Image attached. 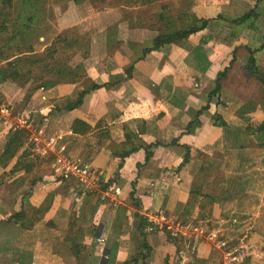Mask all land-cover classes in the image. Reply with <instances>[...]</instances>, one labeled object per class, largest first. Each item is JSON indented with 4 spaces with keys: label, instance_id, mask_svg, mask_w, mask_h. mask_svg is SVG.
<instances>
[{
    "label": "crops",
    "instance_id": "0c3cea01",
    "mask_svg": "<svg viewBox=\"0 0 264 264\" xmlns=\"http://www.w3.org/2000/svg\"><path fill=\"white\" fill-rule=\"evenodd\" d=\"M250 9L258 15L257 28L224 43L219 28H232L231 21ZM191 12L212 22L178 44L147 54L136 62L130 79L110 89L90 90L93 84L107 83L110 73H121L138 58L141 46L132 51L124 46L107 59L104 55L100 63L91 60L93 71L76 83L32 91L31 107L20 116L8 112L4 118L0 111L6 126L0 131V155L8 133L21 124L19 128L30 133V152L50 159V172L32 187L27 202L38 208L53 194L50 208L31 229L0 225V264H123L131 258L137 259L134 264H222L216 242H228L229 235L218 233L221 229L230 232L223 224L233 216L246 223L242 234L252 247L242 264H264V224L258 220L264 208V147L255 141L256 136H264V130H257L264 123V84L243 71L249 56L244 47L255 51L256 64L264 70V0H191ZM138 30L150 39L146 29H130L125 22L120 23L117 38L131 42L126 37L131 31L134 37ZM226 68L219 93L210 97L217 73ZM83 91L86 95L80 107L72 111L55 108ZM5 98L9 103L13 100L7 94ZM76 119L89 125L90 131L72 132ZM190 121L199 125L186 133ZM125 130L146 145L159 143L147 163L144 150L139 149L118 168L120 160L112 155L120 150ZM186 151L189 159L178 169ZM54 156L86 167L88 184L65 176L55 166ZM15 162L16 158L5 168L0 166V176ZM22 165L32 169L29 160ZM27 175L21 168L4 177L0 221L22 208ZM72 180L89 191L80 192ZM191 191L194 201L186 208ZM131 192L140 204L138 209L129 199ZM204 196L209 203H204ZM88 197H97L93 213L95 203L85 206ZM160 211L166 223L155 225L147 235L149 250H145L140 247L133 215ZM205 215L207 219L202 220ZM195 228L203 232L190 237ZM110 248H115L111 263Z\"/></svg>",
    "mask_w": 264,
    "mask_h": 264
},
{
    "label": "trees",
    "instance_id": "16d2710c",
    "mask_svg": "<svg viewBox=\"0 0 264 264\" xmlns=\"http://www.w3.org/2000/svg\"><path fill=\"white\" fill-rule=\"evenodd\" d=\"M21 2V6L30 7L32 11L36 10V5L40 0H19ZM74 4L82 3L83 0H72ZM89 7L93 9L97 4L105 3L108 0H86ZM116 3L113 5H109L108 7H104L103 9L109 8L110 10L115 9L119 15L118 20L116 22H127L129 28H133L138 26V28L146 29L151 37L149 39V45L142 46L138 44H134L133 42H122L117 38V28L115 25H111L108 27V23H103V25L96 29L94 28L91 32L94 34L92 39V44L90 47L94 49H100L101 54L105 53L106 57L110 54L117 52L118 50H122V46L126 47L128 50L132 51L138 46H141L138 53L137 59H132L130 64L121 71V73H110L108 82L103 85L93 84L90 90H97L100 88L110 89L114 87L116 84H119L127 79H130L132 70L134 69V65L137 61L142 60L147 54L158 51L160 48L171 45L178 44L184 40H186L191 35L202 31L207 28V26L212 22L209 19H200L193 12H191V0H186V5L183 3V0H114ZM12 2V0H6V4ZM43 3V2H42ZM42 3H39L41 5ZM158 3L160 6V10L157 13H152L147 16H140L138 12H134L138 5H146L149 6L151 4ZM184 5V7H183ZM44 6V4H43ZM42 6V7H43ZM116 18V17H115ZM34 15L27 16L26 22L23 27L29 29L31 24L34 22ZM258 19V15L256 14L254 9H250L245 12L241 17L234 19L231 21L232 28L220 27L221 38L224 43H227L230 40H233L247 31H251L252 29L257 28L256 20ZM18 19H15L14 22L11 20L9 14H6L3 11H0V34H5L8 32L9 25H15ZM111 21H109L110 23ZM111 24V23H110ZM109 28V29H108ZM25 31L23 30H15L11 31V35L6 37L3 42L0 44V83L3 82H14L18 83L21 86H24L28 83H35L34 86L29 89L31 91L35 90H46L54 87L57 84L63 83H76L83 78V75L77 74L76 69L68 70V69H58L55 71V76L57 79H44L42 76L38 78H34L33 67L34 66H42L41 73L43 74H51L53 73V68H48L51 64L50 62L54 61V54L56 50L54 49V43L56 41H64L65 39H61L59 36L56 37V40L51 43V45L46 49L47 53L45 56L42 55H34L33 48L26 41ZM264 38V37H263ZM15 42V43H13ZM15 44L14 48L11 46ZM125 44V45H124ZM132 46V47H131ZM248 52L249 56L245 65L243 66V71L249 78L254 79L255 81L264 84V70H261L257 64L254 57L255 51L250 50L247 47H244ZM262 49H264V44L262 45ZM235 51V48L233 49ZM9 52V53H8ZM11 52V53H10ZM104 56V55H103ZM99 57V56H98ZM105 59V58H104ZM228 68L224 69L221 72H218L215 81L214 88L209 93V96L215 95L219 93L221 86V81L226 78L228 73ZM36 80V81H35ZM86 95V92H81L77 96L75 100L64 99L61 101L60 105H56V109H62L65 111H72L81 106L83 102V98ZM1 97V96H0ZM1 103V99H0ZM199 123L197 121H190L186 126V133H190L193 129L198 126ZM90 126L84 123L81 120H74L71 125L72 132L81 131L82 134H86L90 131ZM257 130H264V123H262ZM257 144L259 147H264V136H256ZM159 145L158 142L153 144H144L139 136L129 133L127 130L124 131V142L120 144V150L115 151L112 155L114 158H118L120 160L118 164V168L121 167L123 160L128 157L130 154L136 152L139 149H143L145 152V161L146 163L153 156V148H156ZM33 144L30 139V133L25 128H15L10 131L7 135L5 145L3 147V151L0 155V166L5 168L8 163L16 158V162L13 167L9 170L8 173H3L0 176L2 180L0 181V185L4 182V176L7 174H14L19 171L21 168L25 170V172H30V166H23L22 163L25 158L28 157L30 149ZM23 149V150H22ZM22 150V152L18 155V153ZM189 159V153H186L183 156L182 164L178 167L181 168L184 164L187 163ZM70 177V176H69ZM68 177V178H69ZM38 179L37 181H39ZM61 180L67 182V179L61 177ZM71 180V179H70ZM73 181V180H72ZM71 182V181H70ZM75 182V181H73ZM68 183V182H67ZM72 183V182H71ZM36 184V181L33 180L28 185V190L22 193V208L13 213L7 220L0 221V225H13L17 226L18 229L29 230L32 226L41 219L42 214L46 212L51 205L53 194L50 193L44 202L38 207L33 208L31 205H28L27 199L31 196L32 187ZM110 184V182H108ZM107 187L103 186L102 190H105ZM193 192H190V199L188 200L186 208L189 204H193ZM205 197V203H209L207 200V196ZM129 199L132 202V205L135 209L140 208L139 203L134 198V192L129 194ZM98 205V201L95 202V205L92 207V213L95 212ZM134 219L136 220L135 230L140 239V247L145 250H149V247L146 243V238L149 233L154 231L156 228L155 225L150 224L147 221V218L143 215L135 213ZM208 215L201 216L200 218L207 219ZM166 229V227H165ZM96 228H93V232ZM168 236L169 233L167 232ZM170 237V236H169ZM115 258V248L109 249L108 259L109 262H113ZM137 261L136 258H131L130 260L124 262L123 264H134Z\"/></svg>",
    "mask_w": 264,
    "mask_h": 264
},
{
    "label": "rangeland",
    "instance_id": "374dc122",
    "mask_svg": "<svg viewBox=\"0 0 264 264\" xmlns=\"http://www.w3.org/2000/svg\"><path fill=\"white\" fill-rule=\"evenodd\" d=\"M177 1L178 0H176L175 3H177ZM39 3H42V4L39 5ZM114 3H116V1L108 0L105 3L97 4L95 8L93 7L92 9L91 7H89L86 0H83L82 3H79L77 5L74 4L72 0H40V2H38L36 5V10L34 13V11H32L30 7L26 8V7L21 6V2L19 0H12V2L8 3V5L6 4V0H0V11H3L6 14H9L13 22L15 19H18L17 22H15L16 23L15 25H9L7 33L3 35L0 34V44L1 42L4 41L6 37L11 35V31L23 30L25 31L24 34L27 39L26 42L32 46L33 51L35 53L34 55L45 56L47 53L46 49L51 45V43H54L53 41H55L56 37L59 36L61 39H65V40L59 41V42L56 41L54 43V46H55L54 49L56 50V53L54 54V61L50 62L51 65L48 67V68H51V67L53 68L52 70L53 73H51L50 75L46 73L43 74L40 71L41 68H43L42 66H34L33 67L34 78L36 79L39 76H42L46 80L47 79H52V80L57 79L58 77L55 76V71H58V69H61V68L63 69L66 68L71 71L76 69L75 70L76 73L83 75V78H84V75L88 74L87 71H93V69L89 68L92 65H94L93 61L91 60L96 59V60H99V63H100L102 61L101 58L103 57V55H105V53H103V55L101 54L100 49H94L93 47H90L92 44V39L94 37V34H92L91 31L94 28L96 29L100 28L103 25V23H106V22L108 23L107 25L108 27H110L111 25L112 26L115 25V27L117 28V31H119L120 22H116V20H118L119 13L115 9L113 10H110L109 8H106V10L103 9L104 7H108L110 4L113 5ZM183 3L186 5L187 1L183 0ZM158 6H159L158 3L155 6L156 8L146 6V5H138L136 9L133 10V13L136 11L139 13L141 17L147 16L151 13L158 12ZM33 15H34V19H33L34 22L31 24V26H29L30 28L29 29L24 28L23 25L27 23L26 22L27 16H33ZM109 21H111L110 22L111 24L109 23ZM125 25H127V22H125ZM134 28H138V26H135L130 29H134ZM135 32H136V35H134L133 37L132 31H131L130 33L131 35L126 37L127 41H131L134 44H137L138 42L136 43L134 41L136 38L142 41V43H138V44L142 46L149 45L148 43L149 36L142 35V33L139 32V30ZM148 35H150L149 32H148ZM14 45L15 44H12L11 46L14 48L15 47ZM122 49H125V48L122 46ZM104 58L107 59L106 56H104ZM112 59L110 57V60ZM88 68L89 70H86ZM34 84H35L34 82L28 83L23 87H21L20 84L18 83L17 84L15 83L16 86L15 85L10 86L8 84L0 85V94H2L4 97V100L0 97L1 99L0 111L2 109L10 108L11 110L9 111V113H11V115L20 116L26 110H29L31 107L29 102H30V96L32 92L29 89H31L34 86ZM9 88H14V90L11 91ZM6 94L9 95L11 99L13 97L12 102L9 103L5 101ZM3 116L4 118L7 117L5 115ZM3 116H1V112H0V118H2ZM4 127L6 126L4 125ZM4 127H3L2 121L0 120V131L5 129ZM41 145L43 146L42 143ZM31 152H29V155H31L30 158H29V155L27 158H25V160L26 161L29 160V163L32 165L31 171L28 172V175L25 178L27 182L26 186H28L29 183L33 180H35L36 182L38 179L41 180L44 174H47L50 172L49 156L46 155L45 158L44 157L41 158V155L37 154V152L35 151H33L32 153ZM53 158L55 159L56 157L54 156ZM202 159H204V157ZM255 160H257V158ZM218 177L220 176L218 175ZM1 180L2 178H0V181ZM74 183H75L74 186L76 188L78 187L80 192L85 193L86 191H89V188L80 187L76 182ZM27 190H24V191H27ZM88 198H89L88 203L85 206L87 208H90L94 205L97 197H88ZM247 202L250 203L249 200ZM204 203H205V200H204ZM241 203H244V200H242ZM28 205H30L29 202H28ZM262 210H263V215L260 216L258 220H260V222H263L264 224V208ZM159 213H161L162 216L165 217L163 212L160 211ZM232 218L233 219L230 218L231 220L229 219L230 222L228 221L226 222V224L224 223L223 225H228V228H232L231 222L235 220L238 224L235 227L233 224L234 230H229L230 232L228 233L226 229H221L222 232L218 234L225 235V233L227 232L226 235H229L227 240L230 242L233 241L232 243H237L238 236L244 233L247 227H245L246 223L241 221L239 217L237 218L233 216ZM122 220L123 219H121V221ZM248 221L249 220H247V224H248ZM125 224L126 226L128 225L126 222ZM201 232H203L201 229L195 228L194 231L192 230L190 237L192 236L193 233H194V236L201 235ZM212 232L213 231H211L210 233L212 234ZM177 234H175V236ZM220 237L224 238L225 236H220ZM259 248L261 249V247ZM220 250L222 251L223 248H221Z\"/></svg>",
    "mask_w": 264,
    "mask_h": 264
},
{
    "label": "built area",
    "instance_id": "2783aa9c",
    "mask_svg": "<svg viewBox=\"0 0 264 264\" xmlns=\"http://www.w3.org/2000/svg\"><path fill=\"white\" fill-rule=\"evenodd\" d=\"M8 109H3L2 114L6 115L8 114ZM22 127L21 124L18 125V127ZM54 164L56 167H58L62 173L65 176H73L75 177L79 182L83 183L84 185L88 184L87 181V174L88 171L86 167L78 166L76 163L71 162L69 159H67L64 156H56L54 159ZM147 218V221L152 225H157L159 223H166L164 217L161 213L155 212V213H148L145 215ZM238 224L235 220L231 222V230ZM216 247L218 249L223 248L222 250V264H242L243 261H245L246 258H248L251 255L252 247L249 242V239L246 237V235H240L237 239V243L233 244V246H230V241H218L216 242Z\"/></svg>",
    "mask_w": 264,
    "mask_h": 264
}]
</instances>
